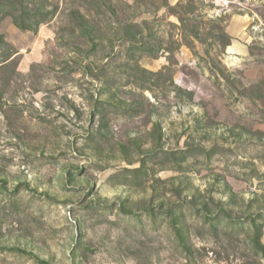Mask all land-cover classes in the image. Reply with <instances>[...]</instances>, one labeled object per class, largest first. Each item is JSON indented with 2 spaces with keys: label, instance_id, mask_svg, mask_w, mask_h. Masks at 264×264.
Returning <instances> with one entry per match:
<instances>
[{
  "label": "rangeland",
  "instance_id": "1",
  "mask_svg": "<svg viewBox=\"0 0 264 264\" xmlns=\"http://www.w3.org/2000/svg\"><path fill=\"white\" fill-rule=\"evenodd\" d=\"M0 264H264V0H0Z\"/></svg>",
  "mask_w": 264,
  "mask_h": 264
}]
</instances>
